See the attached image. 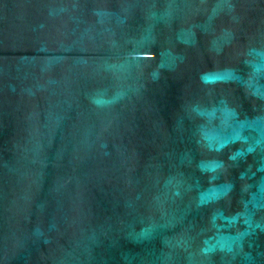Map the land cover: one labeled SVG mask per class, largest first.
<instances>
[{"label": "water", "instance_id": "water-1", "mask_svg": "<svg viewBox=\"0 0 264 264\" xmlns=\"http://www.w3.org/2000/svg\"><path fill=\"white\" fill-rule=\"evenodd\" d=\"M0 264H264V0H0Z\"/></svg>", "mask_w": 264, "mask_h": 264}, {"label": "clouds", "instance_id": "clouds-1", "mask_svg": "<svg viewBox=\"0 0 264 264\" xmlns=\"http://www.w3.org/2000/svg\"><path fill=\"white\" fill-rule=\"evenodd\" d=\"M99 103V102H98Z\"/></svg>", "mask_w": 264, "mask_h": 264}]
</instances>
